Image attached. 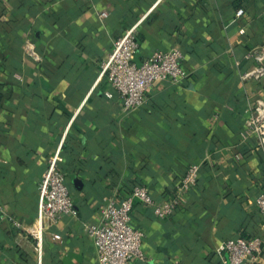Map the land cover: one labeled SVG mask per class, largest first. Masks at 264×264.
<instances>
[{
	"label": "crops",
	"instance_id": "crops-1",
	"mask_svg": "<svg viewBox=\"0 0 264 264\" xmlns=\"http://www.w3.org/2000/svg\"><path fill=\"white\" fill-rule=\"evenodd\" d=\"M133 26L136 65L175 48L188 76L126 112L100 66ZM258 67L264 0H0V264H38L39 184L58 149L74 214L47 225L40 264H98L82 226L104 200L145 186L163 204L189 166L197 184L172 216L133 201L144 240L131 264H228L218 249L237 236L262 242L264 264V147L244 133L264 102V77H248Z\"/></svg>",
	"mask_w": 264,
	"mask_h": 264
},
{
	"label": "built area",
	"instance_id": "built-area-1",
	"mask_svg": "<svg viewBox=\"0 0 264 264\" xmlns=\"http://www.w3.org/2000/svg\"><path fill=\"white\" fill-rule=\"evenodd\" d=\"M242 10L236 11L241 17ZM139 48L136 40V26L129 28L114 43L112 50L105 56L100 66L101 75L109 83L110 91L104 93L106 99L116 96L126 112H131L145 102V92L155 82L178 84L188 74L181 63L184 55L179 49L167 52H154L142 64L134 63ZM26 54L35 62L40 61L33 44L25 42ZM261 62L262 56H256ZM250 79L264 77V67H258L248 74ZM245 135L255 136L258 144L264 147V102L256 100L251 116L245 122ZM59 149L48 159L47 167L39 184V199L36 216L37 261L41 260V235L47 225L53 226L62 216L74 214L73 204L65 185L64 174L59 169ZM198 168L189 166L178 182L171 198L163 204H156L145 186L132 188L130 194L116 202L115 197L106 198L99 206L100 219L96 223H84L82 230L92 241L98 264H131L132 259L141 258V245L144 235L130 224L133 201L136 199L152 210L158 219L172 216L184 203V196L197 184ZM260 214L264 215V192L255 200ZM0 216L3 209L0 205ZM60 240L59 235L53 236ZM226 254L228 264H255L262 251V242L258 238L245 239L234 237L227 239L218 249Z\"/></svg>",
	"mask_w": 264,
	"mask_h": 264
}]
</instances>
